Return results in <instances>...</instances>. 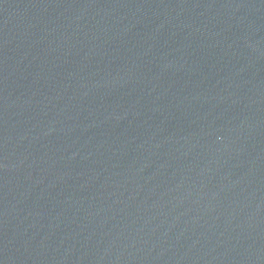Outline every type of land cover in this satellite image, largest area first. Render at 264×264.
Wrapping results in <instances>:
<instances>
[{
  "label": "water",
  "instance_id": "95a60500",
  "mask_svg": "<svg viewBox=\"0 0 264 264\" xmlns=\"http://www.w3.org/2000/svg\"><path fill=\"white\" fill-rule=\"evenodd\" d=\"M0 264H264V0H0Z\"/></svg>",
  "mask_w": 264,
  "mask_h": 264
}]
</instances>
